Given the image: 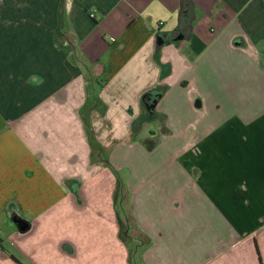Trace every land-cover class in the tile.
Instances as JSON below:
<instances>
[{"label": "crops", "instance_id": "0c3cea01", "mask_svg": "<svg viewBox=\"0 0 264 264\" xmlns=\"http://www.w3.org/2000/svg\"><path fill=\"white\" fill-rule=\"evenodd\" d=\"M116 194L144 264H264V0H0V264H132Z\"/></svg>", "mask_w": 264, "mask_h": 264}, {"label": "rangeland", "instance_id": "374dc122", "mask_svg": "<svg viewBox=\"0 0 264 264\" xmlns=\"http://www.w3.org/2000/svg\"><path fill=\"white\" fill-rule=\"evenodd\" d=\"M139 145L144 147V152H152L150 144H146L144 141L143 143L140 142ZM128 170L125 169L123 174L125 176L131 175L132 167H127ZM116 199L118 200V206L117 210L119 212V216L122 217V221L126 224V227L124 228V232L127 234V243H128V251H129V260L131 259L132 264H144L140 261V254H142V244L135 238L134 236V225L135 222L138 223L140 221V214L137 212L135 204L133 203L132 199L129 197L123 202L122 196L119 197V195L116 194ZM125 234V235H126ZM5 236V235H4ZM9 247V245H8ZM138 249L139 252H136L135 249ZM10 249L13 251V248L10 247ZM131 254V255H130ZM130 262V263H131Z\"/></svg>", "mask_w": 264, "mask_h": 264}, {"label": "trees", "instance_id": "16d2710c", "mask_svg": "<svg viewBox=\"0 0 264 264\" xmlns=\"http://www.w3.org/2000/svg\"><path fill=\"white\" fill-rule=\"evenodd\" d=\"M12 259L17 262L18 264H21L16 258L12 257Z\"/></svg>", "mask_w": 264, "mask_h": 264}]
</instances>
